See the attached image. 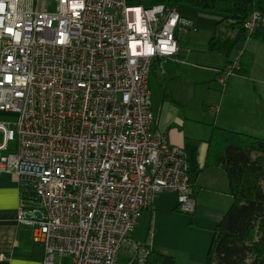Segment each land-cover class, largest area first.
<instances>
[{
    "label": "built area",
    "instance_id": "2783aa9c",
    "mask_svg": "<svg viewBox=\"0 0 264 264\" xmlns=\"http://www.w3.org/2000/svg\"><path fill=\"white\" fill-rule=\"evenodd\" d=\"M136 2L0 0V113L17 115L15 130L0 121V174L28 196L16 221L33 228L42 264H116L122 250L145 264L152 245L133 235L153 197L175 191L180 211L195 210L186 155L156 126L149 87L193 22ZM262 27V11L243 25Z\"/></svg>",
    "mask_w": 264,
    "mask_h": 264
},
{
    "label": "crops",
    "instance_id": "0c3cea01",
    "mask_svg": "<svg viewBox=\"0 0 264 264\" xmlns=\"http://www.w3.org/2000/svg\"><path fill=\"white\" fill-rule=\"evenodd\" d=\"M188 50L184 51L188 52ZM180 51L181 49L176 57L181 58L179 56ZM251 54L253 59L248 74L234 73L235 76L251 78L250 73L256 63L255 55ZM166 61H171V59ZM166 61H155L149 75L150 89L152 76L159 86L162 79L165 81L166 73L164 71L161 73L158 65ZM230 63V61H226L213 73L217 75L219 71L223 72ZM224 84L217 105L204 103L201 106L207 109L210 114L209 117L196 115L200 108L199 110H189L186 103L176 98L173 91L170 94L159 91L153 94L150 90L151 110L156 126L166 133L171 144L183 149L189 172L196 174L194 184L191 186L195 199V210L191 217L186 219L190 223L187 224L188 227L184 231L186 236L184 238L177 236L182 227L178 228V231L174 228V224L165 223L161 217L159 218V211L167 210L171 214H176L175 216L187 217L175 209L178 207L177 193L163 190L153 197L149 208L143 210L136 228L141 227L144 223H149L148 229H150L151 223H153L156 229L158 228L161 232L170 235L166 240L159 237L153 241L148 239V241L153 248L171 254L175 258L177 257L176 253H180L181 264H204L214 227L222 219L233 201L225 171L220 166L208 164V140L213 130L215 127H221L264 138L262 125L264 115L260 119L264 113V90L262 95L254 91L249 92V90H242L241 92L234 88V83L230 78H227ZM213 106L218 107L216 112L209 109ZM243 112L247 113L243 114ZM252 113L255 114L254 121L249 119ZM19 204L20 187L16 176L12 173H1L0 264H42L44 248L42 243L33 240V228L16 221ZM191 226L195 228V231L190 230ZM133 236L136 240L135 232Z\"/></svg>",
    "mask_w": 264,
    "mask_h": 264
},
{
    "label": "trees",
    "instance_id": "16d2710c",
    "mask_svg": "<svg viewBox=\"0 0 264 264\" xmlns=\"http://www.w3.org/2000/svg\"><path fill=\"white\" fill-rule=\"evenodd\" d=\"M136 3L146 8L187 3L219 13L217 30L208 48L225 57L238 41L261 34L259 31L248 34L243 25L253 11L264 12V0H137ZM219 25L225 30L219 31ZM242 54L232 73L247 75L253 55L249 54L248 60L243 61ZM230 62L229 67L233 65ZM208 142V164L220 166L225 171L233 201L214 227L204 264H264V138L215 127ZM195 177L196 174L189 172L190 186ZM20 194L28 199L25 192ZM145 264L180 263L173 255L152 246Z\"/></svg>",
    "mask_w": 264,
    "mask_h": 264
},
{
    "label": "rangeland",
    "instance_id": "374dc122",
    "mask_svg": "<svg viewBox=\"0 0 264 264\" xmlns=\"http://www.w3.org/2000/svg\"><path fill=\"white\" fill-rule=\"evenodd\" d=\"M49 9L52 10L54 8L50 6ZM176 9L181 16L192 20L193 28L189 29L188 34L180 35L179 49H181V51L179 56H181V58L175 57L176 59L178 58L177 61L174 58L171 59V61L162 63L163 71L166 73L165 81L162 79L159 86L153 76L151 77L150 90H152L153 94L157 91L170 94L171 91H173L176 98L182 100L183 103H186L189 110H199L200 108V111L196 115L209 117L210 114L207 109H204L201 106L204 103L208 105H217L220 93H222L225 85V82L220 81V78L224 76V71H219L220 73L218 72L217 75L213 72L218 70V68L226 63V61H232L234 63L242 52L244 53L242 56L243 61L248 60L249 54L253 53L255 55L256 60H254L256 63L251 70V78H241L235 76L234 73L224 77L225 79H231L236 90H240L241 92L242 90H249V92L254 91L257 94L262 95V91L264 90V28H258L257 31L261 34L249 37L246 40L238 41L233 45L229 56L225 57L216 51H210L208 48L209 40L214 36L217 30L216 23L221 17L219 13L210 10H203L187 3H179L176 6ZM218 28L219 31L225 30L223 25H219ZM184 50H188V52H185ZM246 113L247 112H243V114ZM263 115L264 113H262L260 119H262ZM254 118L255 114L252 113L249 116V119L254 121ZM16 120V114L0 113V121L10 122L11 128L14 130L16 129L14 124ZM262 125L264 127V123H262ZM9 146L10 151H14L16 148V141H11ZM177 211L187 218L175 216L176 214H171L167 210H160L159 218L161 217L165 223H168V225L174 224V228L178 231V228L182 227L181 232L178 233L177 236L184 238L186 236L184 231H186V227L190 224L189 220L186 221V219H189L192 213L189 214L180 210ZM185 224L188 225L186 226ZM148 228L149 223H144L141 227L136 228L135 238L139 243L144 244L148 239L150 241L152 239L153 241L159 237L166 240L170 236L165 232H161L160 229H156L153 223H151L150 229ZM194 229L195 228L192 226L190 227L191 231H195ZM176 254V260L180 263V253ZM129 258L130 253L122 250L118 256L116 264H128ZM57 261H59L58 257ZM60 261L62 264H69L71 260L68 257H63Z\"/></svg>",
    "mask_w": 264,
    "mask_h": 264
},
{
    "label": "water",
    "instance_id": "95a60500",
    "mask_svg": "<svg viewBox=\"0 0 264 264\" xmlns=\"http://www.w3.org/2000/svg\"><path fill=\"white\" fill-rule=\"evenodd\" d=\"M34 214H35L37 217H40V216H41V214H40L39 211H35ZM25 216H26V217H29V214H28V213H25Z\"/></svg>",
    "mask_w": 264,
    "mask_h": 264
}]
</instances>
